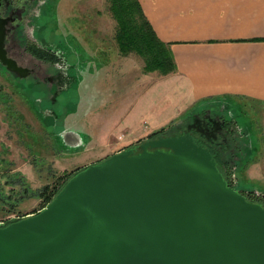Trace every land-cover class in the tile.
I'll return each mask as SVG.
<instances>
[{"label": "water", "instance_id": "95a60500", "mask_svg": "<svg viewBox=\"0 0 264 264\" xmlns=\"http://www.w3.org/2000/svg\"><path fill=\"white\" fill-rule=\"evenodd\" d=\"M0 264H264V205L231 187L191 134L157 136L0 225Z\"/></svg>", "mask_w": 264, "mask_h": 264}, {"label": "rangeland", "instance_id": "374dc122", "mask_svg": "<svg viewBox=\"0 0 264 264\" xmlns=\"http://www.w3.org/2000/svg\"><path fill=\"white\" fill-rule=\"evenodd\" d=\"M51 3L49 1L40 14L37 34L40 36V41L45 45L49 44L53 51L64 56L67 65L63 66L61 71L66 73V77L62 79L63 84L60 85L56 80H47L44 83L41 80L14 78L16 83L13 84L11 107L6 112L0 110V221L39 212L45 206L38 197L43 188H47V192L53 191L60 180L66 178L68 174L90 164L88 163L90 156L87 154L90 138L87 139L86 135L89 132L93 133L94 126L104 123L105 126L111 125L123 113L132 109L140 95L141 99L138 103L142 106L145 97L148 96V93L143 96V92L150 85L162 80L155 73H143L144 63L138 55L132 53L124 57L113 52L117 51L114 41L116 23L109 11L108 0H59V12L54 7L52 10ZM76 7L79 10L77 12ZM84 15L89 20L86 23L77 20L76 25L75 19L72 18H83ZM77 27L86 28L89 30L88 34H91L87 36V33H80V39L76 40L72 36L75 33L71 31ZM97 52L102 54L97 55ZM107 54L109 60L117 63L119 67H115L119 73L113 75L114 86L120 88L125 85V90L117 93L119 99L117 111L111 114L112 118L108 120L110 118L106 111L115 106L117 101L114 98L112 105H107L110 99L105 98L104 103L98 106L99 109L86 116H80L94 88L92 84L89 88L86 86L90 85L87 81L89 73L94 70L96 62L102 61L101 59ZM115 54L116 56L112 58ZM122 70L128 72V78H122ZM120 77L121 81L117 82V78ZM152 91L158 98L152 110L155 114L160 112L163 102L160 96H164L165 92L159 89V84L153 86ZM105 95L108 96L106 93ZM96 96L102 98L104 94ZM20 100L25 106L21 105ZM230 110H234V115L239 113V109L234 107ZM196 112L197 110L194 111ZM248 112L251 114L250 111ZM82 118L84 119L81 120ZM177 119L166 127L179 122ZM141 122V131L134 133L132 137L125 136L122 145L131 146L138 141L146 140L152 134L154 127L150 126L149 117H144ZM238 135L243 145L242 153L237 152L233 155V146L228 152L231 181L236 182V190L246 194L252 193L256 197L249 195L251 199L254 198L257 202L263 201L264 199L260 197L264 196L262 193L264 189L259 180L262 175L261 170L263 172L264 169L262 153L264 142L260 139V134ZM97 151L107 152L106 149ZM105 157L100 155L96 158L101 160ZM237 158L240 160L237 161Z\"/></svg>", "mask_w": 264, "mask_h": 264}, {"label": "crops", "instance_id": "0c3cea01", "mask_svg": "<svg viewBox=\"0 0 264 264\" xmlns=\"http://www.w3.org/2000/svg\"><path fill=\"white\" fill-rule=\"evenodd\" d=\"M138 1L156 36L169 46L176 70L166 76L153 72L162 80L143 92V96L147 93L148 96L142 106L138 103L140 95L132 109L111 125L94 126L93 135L91 132L86 135L87 139L90 138L88 163L100 159L96 158L100 155L107 157L127 147L122 145V139L139 133L144 117H149L153 133L179 119L187 110H198L212 103L239 109L238 116L246 126L243 131L264 134V0ZM84 20L89 18L84 15ZM85 30L83 33L89 36L91 33ZM114 56L116 54L112 58ZM101 60L89 73L87 81L90 85L86 86L89 88L92 84L94 88L80 116L99 109L105 98L110 99L107 105H112L115 98L116 105L106 111L108 120H111V114L116 113L119 105L117 93L125 90V85L114 86V76L119 73L115 68L117 63H112L108 54ZM132 74L135 75L134 70ZM121 76L128 78V72L123 71ZM119 80L121 77L117 82ZM158 84L165 95L160 96L163 99L160 112L153 114L158 98L152 88ZM103 94L102 98L96 96ZM199 102L205 104L201 106L197 104ZM262 153L264 155V144ZM261 174L259 181L264 189V169Z\"/></svg>", "mask_w": 264, "mask_h": 264}, {"label": "flooded vegetation", "instance_id": "af4514ba", "mask_svg": "<svg viewBox=\"0 0 264 264\" xmlns=\"http://www.w3.org/2000/svg\"><path fill=\"white\" fill-rule=\"evenodd\" d=\"M49 1L52 2V10L54 7L59 12V0H0V110L3 112L11 107V96L14 94L13 84L16 83L14 78L41 80L44 83L47 80H56L60 85L63 84L62 79L66 77V73L61 71L62 67L67 65L64 56L53 51L49 44L45 45L43 41H40V36L37 34L40 14ZM77 11H79L78 7H76ZM58 18L61 21L59 14ZM72 19H75L76 25L77 20L86 23L84 17ZM84 30L85 28L77 27L71 31V33H75L72 36L79 40V34H83ZM55 70L58 72L56 73ZM17 82L19 81L17 80ZM20 82L22 83V81ZM20 102L21 105H24L21 100ZM225 107L212 103L198 109L191 116L190 126L188 123L183 125L177 132L180 134L175 135L191 133L197 141L218 158L223 150L228 154L232 146L234 148L233 155H236L237 152L242 153L243 145L240 143L238 134L249 132L243 131L246 126L242 125L240 116L236 113L234 115V110ZM238 160L240 159L237 158ZM225 167L226 173H228V183L235 189L236 182L231 181L229 166ZM240 192L246 199L257 202L254 198L249 197V195L253 196L252 193ZM262 197L264 199V196ZM258 203L264 205V200L258 201Z\"/></svg>", "mask_w": 264, "mask_h": 264}, {"label": "trees", "instance_id": "16d2710c", "mask_svg": "<svg viewBox=\"0 0 264 264\" xmlns=\"http://www.w3.org/2000/svg\"><path fill=\"white\" fill-rule=\"evenodd\" d=\"M108 3L109 11L116 23L114 41L116 44L117 52L124 57L132 53L141 57L144 63L142 68L144 74L156 72L161 76H166L170 73H173L176 70V65L169 46L160 41L156 36L152 26L144 16L139 1L108 0ZM203 103L204 102H199L197 104L202 106ZM195 110H197V108H191L187 110L180 116V118L178 119L179 122H174L166 128H162L156 132H153L147 137V139L157 136L180 134L177 132L181 130V127L183 125L185 126L187 123H191V116ZM255 134H260V139L264 142V134ZM192 136L195 137L194 135ZM224 151L225 150L222 151L220 158L214 156L212 152H209L217 162L221 172L228 181V173H226L224 166H229V157L228 154H226ZM81 169L82 168L76 169L74 172L68 174L66 178L60 180L59 184H57L53 191L51 190L47 192V188H43L39 195H37L44 202V205L46 206L58 193L61 187L67 182V180L74 173ZM7 224L8 223H6V225Z\"/></svg>", "mask_w": 264, "mask_h": 264}, {"label": "built area", "instance_id": "2783aa9c", "mask_svg": "<svg viewBox=\"0 0 264 264\" xmlns=\"http://www.w3.org/2000/svg\"><path fill=\"white\" fill-rule=\"evenodd\" d=\"M12 220H16L15 218H8L7 219V221H4V220H2V221H0V225H3V224H6V223H8V222H10V221H12ZM5 222V223H4Z\"/></svg>", "mask_w": 264, "mask_h": 264}]
</instances>
